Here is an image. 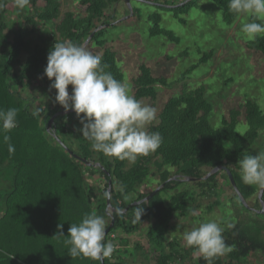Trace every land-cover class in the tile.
Instances as JSON below:
<instances>
[{
	"label": "trees",
	"instance_id": "obj_1",
	"mask_svg": "<svg viewBox=\"0 0 264 264\" xmlns=\"http://www.w3.org/2000/svg\"><path fill=\"white\" fill-rule=\"evenodd\" d=\"M74 1L75 11H62L60 0H28L23 8L17 6L16 0H0V109L18 110L17 126L10 132H0V264H47L43 254L50 257L53 251L47 238L59 236L61 232L64 235L61 237L64 239L61 247L64 258L59 263L69 264V245L65 244L69 238V227L79 224L92 211L104 217L107 227L110 222L106 213L107 192L115 212L112 214L113 226L105 236L106 241L114 243L117 236L110 238V234L117 230L132 233L145 221L153 219L148 237L157 250L155 264L182 262L191 256L194 249L187 247L180 253L175 247L177 243L174 240L166 243L164 235L174 230V219L188 217L198 200L211 197L219 171L205 180L184 179H200L218 166L230 170L240 195L247 204L253 202L255 210L243 206L228 182L232 194L231 209L242 224L224 228L223 237L232 251L212 258L211 264H241L257 252L264 256V237L260 229L249 232L244 224L255 222L260 228L264 222V212H257L261 209L258 199L260 187L242 182L238 164L242 155H255L247 149L256 144L264 129V111L254 100L246 99L231 107L222 116L221 127L214 128L209 122L213 105L207 89L204 86L194 89L183 86L178 94L166 98L155 121L147 127V131L161 135L160 147L134 162L95 152L88 139L75 134L80 132L77 128H66L64 125L66 117L76 116L72 112L59 114L51 127V132L59 138L64 148L46 131L47 121L64 109L55 101V89H46L45 93H41L53 99V107L47 104L41 106L40 112L31 111L29 100L23 96L24 88L30 91L32 83L42 85L38 80L40 77H44L45 85L51 82L44 75V69L55 42L70 41L83 45L92 35L85 48L92 44L99 49L102 64L109 66L105 71L111 72L121 82L124 80V74L116 63V53L106 46L105 39L107 26L111 27L112 23L107 22L113 15L109 11L122 0ZM175 1L171 4V0H165L164 5L158 8L171 13L173 18L185 25L187 20L183 16L198 7L200 0ZM211 1L221 10L226 25H232L237 20L238 16L228 10V0ZM7 15H12L16 20L10 24ZM19 20L24 21L26 27L15 29L13 25ZM148 20L153 23L149 29L151 37L163 36L169 41H178L172 32L160 27L159 13L149 15ZM40 23L49 28L48 40L28 41L30 34L38 31ZM247 48L264 55V35L248 41ZM211 56L212 52L204 54L198 63L192 64L181 74L180 80L187 78L199 63L206 62ZM131 85L132 95L136 99L142 102L149 100L154 104L158 96L157 86L167 87L169 83L166 77L154 74L151 68L141 64ZM71 87L69 85V93ZM239 123L246 126L242 134L237 131ZM5 134L10 136L9 142L15 148L11 155L8 145L3 142ZM170 169L174 170L171 172ZM151 176L159 179V186L164 185L145 202L144 199L153 190L142 191L141 187ZM94 183L99 186L94 187ZM181 184L187 188L177 190ZM168 191L174 193L166 200L162 193ZM261 201L264 202V191ZM216 205L220 206L213 201L205 209L210 212ZM142 209L141 219H137V211ZM51 214L49 222L42 225L40 218ZM35 241L41 248L38 255L30 251ZM115 254L116 250L112 259L104 258V264H119ZM72 258L75 264H101L83 256ZM194 264H209V261L203 257Z\"/></svg>",
	"mask_w": 264,
	"mask_h": 264
},
{
	"label": "rangeland",
	"instance_id": "obj_2",
	"mask_svg": "<svg viewBox=\"0 0 264 264\" xmlns=\"http://www.w3.org/2000/svg\"><path fill=\"white\" fill-rule=\"evenodd\" d=\"M60 1L62 3V11L76 10V2L74 0ZM164 1L130 0L128 6L126 1L122 0L109 11V14L113 15L112 19L110 18L107 21L112 23L111 27L107 26L106 46L116 53V63L124 74L123 83L127 85L130 94L132 95V78L138 73V66L145 64L151 68L154 74L166 77L169 83L167 87L157 86L158 96L154 104L149 100L143 101L144 104L154 107L156 114L160 111L166 98L178 94L183 86L188 89L204 86L207 89L208 98L213 105V112L209 117V122L214 128L221 127V118L231 107L242 103L246 99L254 100L264 111V55L249 50L247 48L249 40L240 33L241 23L249 18L238 17L232 25H226L222 20L221 10L211 0H200L198 7L191 9L187 15L183 16L187 20V23L183 25L173 18L171 13L161 11L158 8V6L164 5ZM175 2L177 1L171 0V4ZM133 10H135L134 14ZM156 12L161 16L160 27L172 32L178 38L177 42L169 41L163 36L151 37L149 35V29L153 26V23L149 22L148 16ZM7 19L10 24L16 20L13 19L12 15H7ZM97 25L100 26V23H97ZM13 27L18 29L19 27L24 28L26 25L24 21L19 20ZM47 29L49 28L40 23L38 31L30 34L28 41L48 40L50 35L47 33ZM86 49L93 54L99 55L100 53L98 52L100 50L92 44L87 46ZM210 52H212L211 58L206 62L199 63L187 78L180 80V76L185 70L192 64L198 63L204 54ZM22 56L24 57L25 54L23 53ZM43 79L44 77L38 78L42 85L32 83L30 86L33 87L30 88V91L24 88L23 96H26L27 101L29 100L31 111L40 112L41 106L47 104L51 107L54 106V101L51 97L41 94L42 92L45 93L46 89H52L50 87L51 82L45 85ZM70 113L67 112L65 115ZM72 113L75 112L72 111ZM63 122L66 128H77L78 130L82 128L80 118L77 115L75 117L74 115L68 116ZM245 129L244 123L238 124L237 131L239 133H244ZM75 134L82 136L81 132ZM73 148H75L74 145ZM247 151L255 154L264 151V129L261 131L256 144L251 149L248 148ZM170 170L172 172L174 169ZM226 179L228 180L226 173L219 171L216 188L212 191L211 197H205L199 203L204 207L197 209V215L195 216L189 213L186 218L174 219L173 223L176 226L173 231L169 230L165 234L166 238L169 235L176 234L175 237L180 238L182 240L181 244L184 245L183 232L198 226V222L208 219L216 220L223 229L229 225L242 224L241 220L238 219V215L229 209L228 198H225L226 196L228 197L227 192L230 191L228 189L229 180L227 181ZM159 183L157 177L151 176L141 187V190L151 191L158 187ZM98 186V183H94V187ZM185 188L187 186L181 184V186L177 187V190ZM191 189H194V187H191ZM173 193L174 191L162 193V197L168 200V197ZM213 201H217L220 206H214L215 211L207 213L205 208ZM217 210L221 213H218ZM51 217L52 214L49 217L42 216L40 218L41 224L49 222ZM244 224L249 229V232H257L260 229L255 222ZM39 226L41 225L39 224ZM50 226L48 229H50ZM55 236L47 238L51 241L50 244L53 247V251L50 257L47 254H43V258L47 264H64L59 263L64 258V254H62L64 249H61L64 239L61 238L62 236ZM32 245L33 250L36 251L31 249L30 251L38 255L41 248L37 246L36 241ZM192 253L189 257H191L193 262L189 261L190 264L196 263L199 258H203L197 252L192 251ZM256 254L258 256L259 252ZM259 256L261 261L264 262V256ZM250 259L255 260L254 262L252 261L253 264L260 263L258 258ZM73 260L71 257L69 264H75Z\"/></svg>",
	"mask_w": 264,
	"mask_h": 264
},
{
	"label": "clouds",
	"instance_id": "obj_3",
	"mask_svg": "<svg viewBox=\"0 0 264 264\" xmlns=\"http://www.w3.org/2000/svg\"><path fill=\"white\" fill-rule=\"evenodd\" d=\"M16 3L23 8L28 0H16ZM228 10L238 17L249 18L240 25L244 38L254 41L264 35V0H228ZM108 67L102 64L101 55L93 54L83 45L63 41L55 42L48 53L44 75L51 81L50 87L56 90V103L80 118L79 131L91 142L95 152L134 162L140 156L155 152L162 143L158 132L147 131L156 119V109L131 95L125 83L105 71ZM17 114L16 108L0 109V132H10L17 126ZM10 139L7 134L3 135L11 155L15 148ZM238 164L244 184L264 188V151L244 154ZM142 214L143 209L138 210L137 219H141ZM191 215H197L196 211ZM223 231L219 222L208 219L184 231L182 239L186 247L194 249L211 264L212 258L232 251ZM59 236L64 235L61 232ZM105 236L104 217L95 211L86 214L79 224H72L68 229L65 244L70 246V257L83 256L101 262L111 257L116 246L106 241Z\"/></svg>",
	"mask_w": 264,
	"mask_h": 264
},
{
	"label": "crops",
	"instance_id": "obj_4",
	"mask_svg": "<svg viewBox=\"0 0 264 264\" xmlns=\"http://www.w3.org/2000/svg\"><path fill=\"white\" fill-rule=\"evenodd\" d=\"M227 195H228V197L226 196L225 198H228L227 200H228L229 209H231L232 208V203L230 201V197L232 195L231 191L227 192ZM200 201L198 200V203H196V205L193 207L192 211L193 210L196 211L197 209L204 207V206H202V204H199ZM196 206H199V207L197 208ZM248 206L250 208H252L253 210H255V208L253 207L254 206L253 202L249 203ZM213 211H215V209L210 211V212H207V210H206L207 213H211ZM217 211H218V213H221L219 210H217ZM231 211L233 212L232 209H231ZM242 215H244V213H242ZM105 222H106V220H105ZM153 223H154V220L149 219V220L145 221L143 223V225H141L137 231L132 232V233H123L120 230H117L114 232V234L117 236V239L114 241V244L116 245L115 257H116L117 263H119V264H155V257H156L157 250L155 249L153 244L149 241V237H148L149 230L152 227ZM106 225H107V222H106ZM171 231H173V229H171ZM260 233H261L262 237H264V222L261 223V225H260ZM175 236H176V234L169 235V237L166 238L167 236L165 235V242L166 243L171 242V241L173 242V240H174L177 243V245L175 246L177 248V250L180 251V253H183L184 250L187 249V247H185L183 244H181L182 240L180 238H177ZM166 249H168V247ZM193 252H195V251H193ZM259 255H262L261 252H259ZM259 255L257 256L256 253H253L249 258L242 261L241 264H253V262L255 260H251L250 258H254V259L258 258L260 261L259 264H264V262L261 261ZM189 261L193 262V260H191V257H188L184 261L179 262V263L177 261H175L174 264H186ZM189 264H190V262H189Z\"/></svg>",
	"mask_w": 264,
	"mask_h": 264
},
{
	"label": "water",
	"instance_id": "obj_5",
	"mask_svg": "<svg viewBox=\"0 0 264 264\" xmlns=\"http://www.w3.org/2000/svg\"><path fill=\"white\" fill-rule=\"evenodd\" d=\"M125 1H126V3L128 4V6H129V2H130V0H125ZM140 1H141V0H140ZM99 28H102V27H99ZM91 36H92V35H90V36L85 40V42H84V44H83L84 47L89 43V41H90V39H91ZM67 112H72V110H68V111L62 110V111H59V112H57L56 114H54V115H53V116L47 121V123H46V131H47L48 133H51L52 136H53V137H54V138H55V139H56L61 145H62V143H61V141L59 140V138H57V137L51 132V127H52V123H53L55 117H57L59 114H66ZM62 146H64V145H62ZM64 148H66V147L64 146ZM70 154H71L73 157L79 159V157H78L77 155L73 154L72 152H70ZM83 162H84V161H83ZM220 170H221V171H224V172L226 173L230 185L232 186L234 192H235V193L237 194V196L239 197V199H240L241 203L243 204V206H245L247 209L253 211V209L250 208V207L248 206L247 202H246V201L242 198V196L240 195L239 190H238V188H237V186H236V184H235V181H234V179H233V176H232L230 170L227 169L226 167L218 166V167H216V168H213V169L210 170V171H209L204 177H202V178H200V179L185 178L184 180H186V181H199V180H205V179H207L209 176H211L212 174H214V173H216L217 171H220ZM109 185H110V183H109ZM163 185H164V184H161L159 187L155 188V189H154V190H153V191H152V192H151V193H150V194L144 199V201H145V202H148L149 199H150L154 194H156V193L160 190V188L163 187ZM263 191H264V188H260L259 191H258V199H259V201H260V205H261L262 208H261V210H259V211H257V212H260V213H263V212H264V202L261 201V197H262V195H263ZM107 194H108V195H107V198H106V208H107V209H106V213H107V216L110 218V222H109L108 226L106 227V235L108 234V232L110 231L111 227L113 226L114 221H113V216H112V214L115 212V209L111 207V203H110V200H109V193L107 192ZM141 202H143V201H140L139 203H141ZM100 263H101V264H104L103 260H102V262L100 261Z\"/></svg>",
	"mask_w": 264,
	"mask_h": 264
},
{
	"label": "built area",
	"instance_id": "obj_6",
	"mask_svg": "<svg viewBox=\"0 0 264 264\" xmlns=\"http://www.w3.org/2000/svg\"><path fill=\"white\" fill-rule=\"evenodd\" d=\"M116 237V235L114 234V233H111L110 234V238H115ZM116 246V245H115ZM113 256H114V253L112 254V256L111 257H108L109 259H112L113 258ZM186 264H189V262L188 263H186Z\"/></svg>",
	"mask_w": 264,
	"mask_h": 264
}]
</instances>
